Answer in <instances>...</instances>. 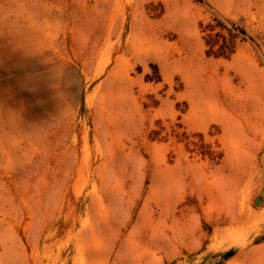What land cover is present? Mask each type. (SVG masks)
I'll list each match as a JSON object with an SVG mask.
<instances>
[{
	"label": "rangeland",
	"instance_id": "rangeland-1",
	"mask_svg": "<svg viewBox=\"0 0 264 264\" xmlns=\"http://www.w3.org/2000/svg\"><path fill=\"white\" fill-rule=\"evenodd\" d=\"M263 189L264 0H0V264H264Z\"/></svg>",
	"mask_w": 264,
	"mask_h": 264
},
{
	"label": "water",
	"instance_id": "water-1",
	"mask_svg": "<svg viewBox=\"0 0 264 264\" xmlns=\"http://www.w3.org/2000/svg\"><path fill=\"white\" fill-rule=\"evenodd\" d=\"M261 195L264 196V189L261 191ZM254 202H255V204L260 203V202H261V198H257V199H255Z\"/></svg>",
	"mask_w": 264,
	"mask_h": 264
},
{
	"label": "bare ground",
	"instance_id": "bare-ground-1",
	"mask_svg": "<svg viewBox=\"0 0 264 264\" xmlns=\"http://www.w3.org/2000/svg\"><path fill=\"white\" fill-rule=\"evenodd\" d=\"M255 224V223H254ZM256 225V224H255Z\"/></svg>",
	"mask_w": 264,
	"mask_h": 264
}]
</instances>
